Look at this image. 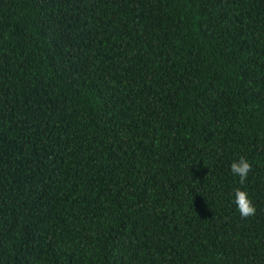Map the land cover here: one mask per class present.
<instances>
[{"label":"trees","instance_id":"obj_1","mask_svg":"<svg viewBox=\"0 0 264 264\" xmlns=\"http://www.w3.org/2000/svg\"><path fill=\"white\" fill-rule=\"evenodd\" d=\"M0 264H264V0H0Z\"/></svg>","mask_w":264,"mask_h":264},{"label":"clouds","instance_id":"obj_2","mask_svg":"<svg viewBox=\"0 0 264 264\" xmlns=\"http://www.w3.org/2000/svg\"><path fill=\"white\" fill-rule=\"evenodd\" d=\"M233 175L239 177V183L244 185L248 179L249 173L252 171V164L243 156L234 161L230 166ZM234 203L237 206L239 214L242 218H249L255 215L256 208L249 198L247 191L237 188L234 190Z\"/></svg>","mask_w":264,"mask_h":264}]
</instances>
